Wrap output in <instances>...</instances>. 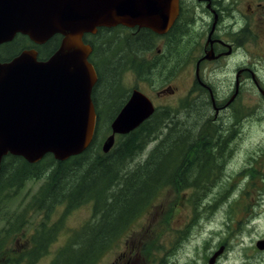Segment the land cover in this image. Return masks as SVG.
<instances>
[{"label": "rangeland", "instance_id": "1", "mask_svg": "<svg viewBox=\"0 0 264 264\" xmlns=\"http://www.w3.org/2000/svg\"><path fill=\"white\" fill-rule=\"evenodd\" d=\"M15 50V47L9 46L5 52L11 53ZM258 53L264 58V49L258 50ZM262 69V65H258L256 68L264 82ZM204 78L214 86L217 103L223 105L225 99L228 98L226 93L229 81L224 82L225 77L223 76H205ZM180 79L181 76L172 84L179 86V83L183 81ZM128 82L130 81L125 82V87L129 84ZM131 85L133 86L134 82ZM141 87L148 95L152 93L146 86L141 85ZM231 87H233V82ZM183 93L178 90L172 97L156 98L154 96L153 101L157 106L155 114L167 108L179 111V122L184 123L187 119L184 114L187 111L184 109L185 102L189 100L185 99ZM193 99L191 97L190 102ZM241 107H244L245 110H242ZM202 114L198 113V115H202L200 118L203 122L210 115L215 116L209 108ZM218 115L220 120L227 122L226 125H233L222 155L218 156L224 159L218 183L214 186V177L219 174V171L214 169L212 162L203 163L209 167L208 176L210 178H201L199 183L204 185L206 180L209 183L213 182V185H208L210 187L206 190L199 188L198 192L194 190L177 192V189L167 186L160 187L154 192L148 204L125 228L117 241L105 250L94 264L115 262V264H158L160 263L158 260L162 258L166 259L163 264H206L212 254L221 248V254L218 255L215 264H246L245 254L253 255L252 250H246V248L256 237H264V101L257 91H253L246 84L241 98L238 97L231 106V110L223 111ZM165 122L167 121L165 120ZM161 125L165 124L161 123ZM199 127L200 125L196 121L194 137L191 138L192 143L203 132H199ZM205 130L204 133L207 131ZM165 132L166 130L163 131V133ZM107 136L104 134L101 146ZM202 141L201 138L196 142L197 145L199 146ZM152 147L153 144L147 146L145 153L137 161L146 158ZM211 152L213 153V150ZM211 152L208 157L213 160L215 157ZM206 156L205 153L199 154V161L204 162ZM134 163L129 164L128 168L132 169ZM44 180L43 177L28 179L16 192L10 188L2 194L3 200L0 204L1 238L4 234L2 231L9 227V222L15 218L17 223L21 221L23 212ZM195 192L198 194L193 197L191 193ZM202 203L205 205L202 206ZM208 203H211L209 209H207ZM248 205L255 207V211L261 214L256 233L245 237L244 233L240 231L241 227L243 228L245 225L240 223L244 221ZM65 208V204L59 203L51 206L48 211L28 213L26 215L27 222L24 226L22 225V229L18 233L11 234L10 238L6 240L5 252L8 251L7 254L14 257L17 249L23 250V248L31 246L30 241H27L28 238L23 237L24 235L36 234L40 230H54L57 231L55 239L48 245L47 254L35 263L50 264L58 251L65 247L75 233L80 232L81 228L93 222L91 218L92 204L83 203L73 208L67 207L69 209L67 212H65ZM262 258L261 263L264 264V256Z\"/></svg>", "mask_w": 264, "mask_h": 264}, {"label": "trees", "instance_id": "2", "mask_svg": "<svg viewBox=\"0 0 264 264\" xmlns=\"http://www.w3.org/2000/svg\"><path fill=\"white\" fill-rule=\"evenodd\" d=\"M25 42H28L26 37L17 36L11 43L1 47L13 46L16 50L4 53L0 48V58L12 57ZM50 44L51 42L48 45ZM101 68L97 67L102 78V88L97 97L99 104L95 112V133L89 147L82 154L65 161H56L48 154L34 164L20 157L7 156L1 162L0 204L3 200L2 194L8 189L13 188L16 192L28 179L43 177L45 180L23 212L21 221L17 223L16 218H13L8 223V230L2 231L4 234L0 237V264H35L47 254L48 245L55 239L57 231L40 230L29 237L24 236L28 238L31 246L23 248L21 253L17 249L14 257H10L8 251L5 252L6 240L11 234L20 231L27 222L26 215L32 211H48L51 206L61 203L66 205L67 212L68 208L83 203L92 204L93 222L75 233L50 264H94L117 241L160 187L167 186L177 189V192H198L199 188L206 190L213 182L206 180L204 185L199 183L201 178H210L206 175L208 167L203 163L213 162L214 169L219 171L214 177V186L220 180L224 159L218 156L222 155L227 144V122L210 115L204 123L200 116L204 110L210 109V103H204L201 97L197 105L192 101L185 102L187 111L184 114L187 119L184 123L179 122V111L167 108L157 112L158 114L154 112L132 132L116 136L112 149L103 154L102 139L104 134L110 135V125L118 110L111 107L115 103L116 87L113 81L106 78L113 73L111 56H104ZM196 121L200 125L199 132L203 131L199 136L203 139L199 146L196 141L191 142ZM161 123L165 125L162 126ZM207 124L209 125L204 127ZM150 144L153 147L146 158L137 161ZM210 152L215 157L213 160L208 157ZM202 153L207 154L204 162L199 161V154ZM131 163L134 166L129 169ZM196 192L191 193L193 197L198 194Z\"/></svg>", "mask_w": 264, "mask_h": 264}, {"label": "water", "instance_id": "3", "mask_svg": "<svg viewBox=\"0 0 264 264\" xmlns=\"http://www.w3.org/2000/svg\"><path fill=\"white\" fill-rule=\"evenodd\" d=\"M164 2L0 0V45L16 35L36 45L62 36L57 50L45 61H38L34 51H24L9 62H0V168L7 155L30 164L48 154L65 161L89 147L97 120L91 99L97 77L87 60L91 50L82 43V35L94 32L96 26L146 25L156 12L172 11ZM260 93L264 97V91ZM153 113L151 101L133 91L113 119L102 152L110 151L115 136L132 132ZM257 247L264 248V240ZM221 251L207 264H214Z\"/></svg>", "mask_w": 264, "mask_h": 264}, {"label": "flooded vegetation", "instance_id": "4", "mask_svg": "<svg viewBox=\"0 0 264 264\" xmlns=\"http://www.w3.org/2000/svg\"><path fill=\"white\" fill-rule=\"evenodd\" d=\"M163 6L172 11L156 12L146 25L117 23L96 26L94 32L82 35V43L91 50L87 60L97 77L91 92L95 112L102 88L97 67L103 65L104 56H111L113 61V73L106 78L116 87L115 103L111 107L118 113L133 91L146 96L155 109L154 96L172 97L179 90L185 92V99L190 101L191 97L194 98L192 102L196 105L201 97L204 103H210L215 114L213 117L217 120L220 119L218 114L231 110L233 103L241 98L246 84L264 101L260 93V90L264 91V82L256 70L258 65H262L264 71V58L258 53L264 49V0H165ZM61 39L62 36L57 34L44 44L36 45L27 38L28 42L23 43L17 53L10 58H0V62H9L24 51H34L38 61H45L57 50ZM6 44H1L0 48ZM5 48H1L4 53ZM179 76L183 81L179 86L173 85ZM205 76H223L224 82L229 81L228 98L223 105L217 103L214 86ZM127 81L130 82L125 87ZM141 85L152 93H145ZM241 109L245 110L244 107ZM232 126L226 125L228 138ZM209 172L208 167L206 175ZM210 207L211 203H208L207 209ZM260 214L255 207L248 205L243 224L240 223L245 225L240 229L245 237L256 233ZM263 240L264 237H256L250 242L246 250H252L253 255L245 254L246 264H262L264 248H258L257 243ZM17 252L21 253L22 249ZM158 261V264H163L166 259Z\"/></svg>", "mask_w": 264, "mask_h": 264}]
</instances>
